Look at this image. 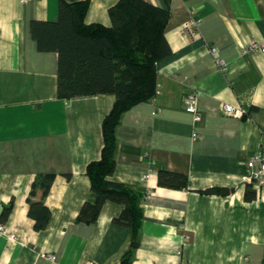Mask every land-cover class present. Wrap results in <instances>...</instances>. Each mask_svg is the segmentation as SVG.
I'll return each instance as SVG.
<instances>
[{"label": "crops", "instance_id": "crops-1", "mask_svg": "<svg viewBox=\"0 0 264 264\" xmlns=\"http://www.w3.org/2000/svg\"><path fill=\"white\" fill-rule=\"evenodd\" d=\"M85 1L84 22L110 27L118 0ZM146 1L169 12L171 52L156 63L155 96L125 111L115 131L110 179L138 192L142 209L130 264H264V185L244 181V162L264 150V53L250 50L264 42V0ZM57 6L0 0V211L11 203L0 264H120L129 230L113 218L122 204L105 201L92 224L76 220L115 96L57 97V53L39 51L29 31L32 20H55ZM190 17L194 37L180 30ZM191 92L197 119L184 107ZM222 103L247 111L229 115ZM159 169L186 175L188 185H159ZM45 174L54 177L43 196L36 180ZM40 199L50 215L35 229L28 208Z\"/></svg>", "mask_w": 264, "mask_h": 264}, {"label": "trees", "instance_id": "trees-1", "mask_svg": "<svg viewBox=\"0 0 264 264\" xmlns=\"http://www.w3.org/2000/svg\"><path fill=\"white\" fill-rule=\"evenodd\" d=\"M86 9L85 0H58L57 18L32 20L29 31L39 51L57 53L58 98L102 93L115 96L112 108L102 120L100 158L86 166L90 193L76 220L92 224L105 201L122 204L121 212L113 221L129 230V246L121 256L120 264H130L132 253L139 245L142 209L138 192L110 179L115 166V131L125 111L138 102L150 101L156 94V63L171 52L164 36L169 12L146 0H118L108 10L111 26L105 27L86 24ZM53 177V174H45L36 180L43 196ZM157 182L170 188L186 187L188 177L159 169ZM201 192L226 194L228 190ZM254 197L255 192L247 188L245 198ZM10 210L11 203L2 207L0 225L6 221ZM28 215L34 219L35 229H41L45 227L50 211L40 199L29 202Z\"/></svg>", "mask_w": 264, "mask_h": 264}, {"label": "built area", "instance_id": "built-area-1", "mask_svg": "<svg viewBox=\"0 0 264 264\" xmlns=\"http://www.w3.org/2000/svg\"><path fill=\"white\" fill-rule=\"evenodd\" d=\"M182 32H186L192 37L197 34V20L193 17H190L188 21H186L182 28L180 29ZM250 50L262 52L264 53V42H254L250 45ZM215 48H211L210 52L213 54L215 52ZM216 63L220 68H224V64L221 60H216ZM184 107L185 109L194 115V118H198L197 113V100L196 95L194 93H188L184 98ZM221 109L224 113L229 115H237L240 116L246 112V109L242 106H234L228 103H222ZM245 167V175L244 181L256 185L262 186L264 185V150L257 149L255 150L244 162ZM2 226H0L1 228ZM53 258V257H52ZM85 264H94L92 261H88Z\"/></svg>", "mask_w": 264, "mask_h": 264}]
</instances>
